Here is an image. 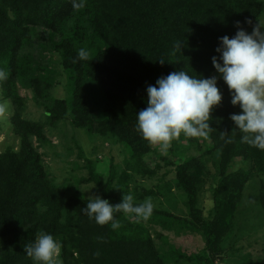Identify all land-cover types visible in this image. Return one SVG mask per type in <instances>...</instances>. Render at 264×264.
<instances>
[{
	"label": "trees",
	"instance_id": "16d2710c",
	"mask_svg": "<svg viewBox=\"0 0 264 264\" xmlns=\"http://www.w3.org/2000/svg\"><path fill=\"white\" fill-rule=\"evenodd\" d=\"M75 2L82 6L73 7V0H0V72L4 73L0 90L11 101L12 130L20 140L17 149L0 150V264H34L24 245L41 232L60 236L63 264H168L151 229L140 232L142 218L119 211L114 214L119 228L101 226L83 212L88 198L54 183L33 143V138L44 143V124L24 116L18 85H30L39 100H47L46 115L51 120L71 118L76 127L89 133L115 137L129 148L131 169L152 178L156 171L147 159L153 154L167 157L136 130L137 112L147 107V86L180 70L214 76L212 57L219 55V38L234 36L237 21L248 31L264 12V0ZM41 35L46 36L45 42L35 43L36 37L44 38ZM176 41H184L182 51L174 48ZM46 49L59 55L69 73L70 99L49 95L54 83L45 74L50 68L34 57V51L43 54ZM80 49L89 53L87 59L78 58ZM96 86L105 99L100 115L91 112L89 101ZM218 87L223 100L212 111L211 129L200 145L202 153L185 158L171 147L173 155H179L177 161H167L175 165L177 185L187 195L190 216L155 208L150 216L151 226L201 234L206 264L221 253L222 236L234 221L247 182L253 176L264 178V151L242 142L244 133L230 119L241 109L232 105L222 79ZM191 141L198 143L197 138ZM207 155L218 177L211 219L204 218L199 206V184L208 173ZM88 165L89 179L96 182L101 197L119 204L127 190L115 187L116 167L104 179L90 161ZM260 191L264 210V182ZM176 249L177 261L183 255ZM254 264H264V258Z\"/></svg>",
	"mask_w": 264,
	"mask_h": 264
},
{
	"label": "rangeland",
	"instance_id": "374dc122",
	"mask_svg": "<svg viewBox=\"0 0 264 264\" xmlns=\"http://www.w3.org/2000/svg\"><path fill=\"white\" fill-rule=\"evenodd\" d=\"M259 21L264 23V12L250 27L249 33ZM41 36L44 38L36 37L35 43L45 42L46 36ZM45 44L47 47L48 44ZM34 52V57L37 60L40 59L45 66L50 68L49 72L45 74L53 78L54 83L49 95L70 99L72 94L69 73L60 63L59 55L48 49L43 54ZM214 75L218 76V73L215 71ZM18 86L19 93L24 98V116L44 124L46 135L44 143H40L36 138H33V143L42 154L49 176L61 189L82 198L101 196L96 182L89 179L91 173L88 162L90 161L93 168L97 173L102 174L104 179H108L110 173L113 172V167H116L114 169L116 173L115 187L118 190H122L124 187L127 190L126 194H132L135 200L143 202L150 197L155 209L165 210L183 217L190 216L187 195L177 185L175 165L169 164L167 161H177L176 157L179 155L178 153L173 155L171 147L175 148L176 152H183L184 154L181 155L185 158L201 154L204 149L200 146L204 144L202 143L203 137L197 138V143L191 141L193 137H185L181 134L178 138L173 139L166 149L155 145L158 147L157 153L164 155L167 159H162L155 154L149 157L148 165L155 169L156 173L152 178H144L131 169L132 163H128L130 150L115 137L89 133L84 128L76 127L71 118L51 120L46 115L49 105L47 100H39L33 88L28 84L20 82ZM1 93L0 90V150L7 147L17 149L20 140L13 133L10 119L13 107L11 101L3 98ZM101 95L103 96V93L97 87L90 96L91 112L95 115L104 112L105 99ZM204 160L208 167V173L199 184V206L204 218L211 219L214 206L212 194L218 177L211 156H205ZM263 182L264 178L257 176H253L247 182L234 221L230 229L222 236L219 247L221 253L214 256L211 264H254L264 258V210L260 191ZM151 218L143 219L139 230L146 232L148 228L151 229V234L159 249L166 256L168 264L207 263L203 254L206 242L201 234L190 232L179 234L157 224L151 226ZM54 238L61 245L60 236ZM176 248L183 255L177 261ZM60 253L61 247L56 257V264H63L59 256Z\"/></svg>",
	"mask_w": 264,
	"mask_h": 264
},
{
	"label": "clouds",
	"instance_id": "9594fccd",
	"mask_svg": "<svg viewBox=\"0 0 264 264\" xmlns=\"http://www.w3.org/2000/svg\"><path fill=\"white\" fill-rule=\"evenodd\" d=\"M82 5L73 0V7ZM249 25L251 20L246 21ZM234 36L219 38L218 56L212 64L218 76L192 75L185 70L169 73L149 84L147 107L137 112L136 130L142 138L154 145L167 148L170 142L183 134L199 138L211 129L212 111L223 100L218 87L222 79L231 93V103L241 111L230 119L244 135L242 142L264 151V23L260 22L249 33L243 23L237 21ZM184 41H176L174 48L182 51ZM89 53L80 49L78 58L85 60ZM165 60H160L163 64ZM4 73L0 72V77ZM133 213L147 220L154 211L152 199L135 203L132 194H124L119 204H112L101 196L88 198L83 212L97 224H111L113 230L120 227L114 218L116 212ZM60 242L52 234L41 232L31 243L25 244L26 255L34 264H56Z\"/></svg>",
	"mask_w": 264,
	"mask_h": 264
}]
</instances>
